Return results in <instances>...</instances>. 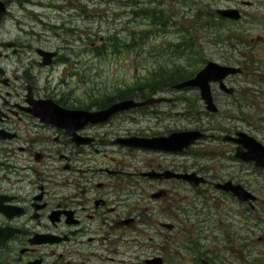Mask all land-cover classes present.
I'll return each instance as SVG.
<instances>
[{"label":"flooded vegetation","instance_id":"1","mask_svg":"<svg viewBox=\"0 0 264 264\" xmlns=\"http://www.w3.org/2000/svg\"><path fill=\"white\" fill-rule=\"evenodd\" d=\"M101 1L111 0H0V264H264V166L237 156L238 149L249 154L240 134L264 145V0H211L207 10L199 7L198 18L212 22L214 36L222 37L224 25L223 65L242 71L225 80L232 92L211 83L216 111L207 110L198 88L163 102L185 101L189 112L180 117L200 125L145 132L131 127L136 113L162 114L156 107L163 103L102 123L51 108L50 101L68 110L107 107L75 103L77 97L58 92L43 76L58 62L73 69L89 44L107 50L105 37L102 44L87 38L95 32L90 20L102 14L84 4ZM52 7L62 23L51 24ZM25 17L34 22L25 24ZM82 20L87 46L65 47L73 61L62 54L64 45L53 49L46 36L64 43V35L79 33L75 22ZM10 21L23 36H9ZM246 74L255 78H240ZM192 129L205 132L203 139L217 149L208 158L211 167H201L194 149L206 140L181 151L122 143Z\"/></svg>","mask_w":264,"mask_h":264},{"label":"rangeland","instance_id":"2","mask_svg":"<svg viewBox=\"0 0 264 264\" xmlns=\"http://www.w3.org/2000/svg\"><path fill=\"white\" fill-rule=\"evenodd\" d=\"M129 1L114 0L113 2L111 0L110 2L101 1L84 4L89 11H98V13L102 14L95 17L94 21L90 20L89 24L90 27H93V31L99 33L96 36H91L95 32L90 31L87 38L88 41L96 40L98 44H102L100 37H105L107 39L106 44L109 47L103 54H95L96 52L90 48V44L86 45L87 38L84 33L81 37L80 29L86 26L84 20L75 22L79 28V33H76L77 37L66 34L64 35V43L53 34L46 36L51 41L50 45L53 49H58L64 45V50L62 51L64 55L69 54V51L65 49L66 46L75 48L80 46V44H84L88 49L87 53H84L81 58L79 57L78 60H81V63L76 64L73 69L70 68L69 64L58 62L52 68L43 71V76L51 77L53 86H56L58 92L72 93L73 96L80 100V102L78 100L74 101L75 103L90 105L93 100L99 99L102 101L106 97L117 96L122 89L134 87L148 80L161 79L152 75L158 70L172 72L181 67V70L186 69L195 75L209 61L226 63L224 44H226L225 37L227 35L225 36V30H223L225 29L224 25H219V31L223 34L222 37L217 34L214 36L213 30L210 31L208 25L201 27L202 24L199 20L200 18H198L199 7L207 10L211 0H133L135 1L134 3ZM219 5V7L224 6L222 4ZM13 10L20 14L25 11H22L14 4ZM28 10L30 11L31 9ZM32 10L37 12L41 9L34 7ZM134 10L135 14H132ZM48 12L54 17L57 9L52 7L48 9ZM156 14L160 15V17ZM161 18L164 19V24L161 23ZM22 20L26 22L25 24L34 22L33 18L25 17ZM50 21L51 24H58L62 23L63 19L57 16L51 18ZM66 22L68 23V20ZM72 28L75 29L73 24ZM8 30L10 37L23 36L18 26L12 21L8 23ZM112 35L117 36L118 39L112 38ZM218 39L222 40L218 41ZM186 40L196 46L194 47V54H197V57L188 55L187 52L184 55H180L179 52L181 50H174V45L177 43L184 44ZM69 41L71 42L69 43ZM114 41L118 43V48L120 49L117 53L112 52ZM180 48L182 49L183 45ZM68 56L75 61V57ZM175 65L178 67L174 68ZM67 69H71L70 72L72 73L68 77L65 76L68 74ZM249 71L253 72V70ZM74 72L77 74H74ZM240 78L253 80L255 76L246 74L241 75ZM180 92V90H170L164 96H181ZM156 108L161 109L163 113L155 115L147 112L136 113L137 125L131 124V127L145 132L146 130L160 131L166 126H185L189 128L200 125L190 115L188 119L180 117L179 114L189 112L185 101H183V104L181 102L172 105L163 103ZM222 108L225 109V106ZM125 113L134 114L135 112L127 111ZM198 116L196 115V117ZM203 118L201 117L200 119L203 120ZM114 122L112 123L115 124ZM124 125L129 124L124 122ZM202 140H206V142L194 148L200 156L198 162L201 167H211L212 163L208 158L213 156L217 149L212 147L209 140ZM142 155L146 156L145 154Z\"/></svg>","mask_w":264,"mask_h":264},{"label":"water","instance_id":"3","mask_svg":"<svg viewBox=\"0 0 264 264\" xmlns=\"http://www.w3.org/2000/svg\"><path fill=\"white\" fill-rule=\"evenodd\" d=\"M236 11V10H232ZM224 15L233 16L232 12L229 10H222ZM234 17V16H233ZM242 70L237 67L223 65L216 61H209L204 68L199 70L193 77L186 80L180 81L174 85L176 90H182L185 88H198L200 90L201 98L204 101L208 111H216L218 108L214 102L211 83L219 82L222 89L232 92V88H229L225 80L231 74H236ZM171 101L170 97L166 96H152L146 100H136L134 98H126L122 100L115 101L114 103L108 105L105 108L99 110H85L76 109L68 110L54 101H50L51 108L58 114H66L71 118H76L83 123H102L108 121L114 115L128 111L134 108H140L145 106H150L156 103H163ZM60 111V112H58ZM46 119H54V114L43 113ZM205 132L199 129H192L186 131H176L170 135L154 136V137H138L132 136L122 140V143L130 146H136L145 149L153 150H166V151H181L187 149L192 144L196 143L198 140L205 137ZM245 145L249 148L248 156L244 152H240L238 149L237 156L242 157L246 160H255L258 165L264 166V145L258 142L253 136L248 134H240Z\"/></svg>","mask_w":264,"mask_h":264},{"label":"trees","instance_id":"4","mask_svg":"<svg viewBox=\"0 0 264 264\" xmlns=\"http://www.w3.org/2000/svg\"><path fill=\"white\" fill-rule=\"evenodd\" d=\"M158 17H160V15H157ZM199 20L202 24L201 27L203 26H209V30L211 28V24L212 22H209V20L205 19L204 16L201 14L199 15ZM164 19L161 18V23L164 24ZM206 21H208V23H206ZM223 25V23L221 24ZM116 41L113 42V50L112 52L115 51V53L118 52L117 46L115 45ZM181 45H183V48L181 49ZM174 50L178 51L181 50L179 53L180 55H184L185 52H187L188 55H193L194 57H197V54H194V47H196L195 45H193L192 43H190L188 40H186L184 42V44L182 43H177L176 45L173 46ZM124 48V47H121ZM105 49V48H104ZM93 50V49H92ZM94 51L96 52L95 54H103L104 51L102 52L101 50L94 49ZM178 66L175 65L174 68H177ZM183 69V68H182ZM154 77L158 76L161 79L156 80H148L147 82H142L137 84L134 87H130L127 89H122V91H120V93L117 96H109L106 97L105 99L101 100H93L91 102L90 105H94L96 107H103V106H108L112 103H114L115 101L118 100H122V99H126V98H134V99H139V98H144L147 96H150L152 94H156L159 92H165V91H170L169 87L173 84H177L180 81L186 80L188 78H191L194 74L193 72L187 71L186 69L181 70V67H179V69H176L175 71L169 72V71H162V70H158L156 71V73L152 74ZM157 78V77H155ZM141 92V93H138Z\"/></svg>","mask_w":264,"mask_h":264}]
</instances>
